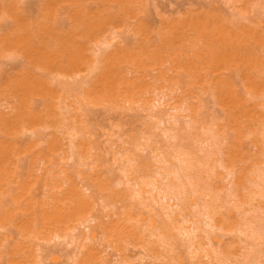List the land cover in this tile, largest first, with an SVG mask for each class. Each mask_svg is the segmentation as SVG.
I'll return each mask as SVG.
<instances>
[{
	"label": "rangeland",
	"instance_id": "obj_1",
	"mask_svg": "<svg viewBox=\"0 0 264 264\" xmlns=\"http://www.w3.org/2000/svg\"><path fill=\"white\" fill-rule=\"evenodd\" d=\"M259 22L264 0H0V264H264Z\"/></svg>",
	"mask_w": 264,
	"mask_h": 264
},
{
	"label": "bare ground",
	"instance_id": "obj_2",
	"mask_svg": "<svg viewBox=\"0 0 264 264\" xmlns=\"http://www.w3.org/2000/svg\"><path fill=\"white\" fill-rule=\"evenodd\" d=\"M260 2H262V1H260ZM260 4H261V3H260ZM44 5H45V4H44ZM254 5H255V4H254ZM261 5H262V4H261ZM47 6H48V5H47ZM215 6H216V5H215ZM218 6H219V5H218ZM218 6H217V7H218ZM262 6H263V5H262ZM51 7H52V6H51ZM57 7H58V6H57ZM40 8H41V5H40ZM40 8H38L39 11H40ZM211 8H212V7H211ZM215 8H216V7H215ZM47 9H48V8H47ZM57 9H58V8H57ZM57 9H56V11H57ZM54 10H55V8H54ZM54 10H53V11H54ZM216 10H217V9H216ZM261 10H262V9H261ZM42 11H43V10H42ZM53 11L50 12V13H53ZM210 11H212V10H209V12H210ZM214 11H215V9H214ZM219 11H220V10H219ZM216 12H217V11H216ZM233 12H234V11H233ZM45 13H46V12H45ZM213 13H214V12H213ZM215 14H217V13H215ZM54 16H56V15H54ZM54 18H55V17H54ZM261 21H262V20H261ZM251 23H252V22H251ZM259 25H260V26H264V25H262L260 22H259ZM250 26H251V25H250ZM205 27H207V26H205ZM205 27H204V28H205ZM225 27H226V26H225ZM255 28H256V27H255ZM205 30L207 31V28H205ZM205 30H204V31H205ZM243 30H244V29H243ZM248 30H249V29H248ZM263 30H264V29H263ZM200 31H201V30H200ZM206 31H205V32H206ZM222 31H223V29H222ZM198 32H199V31H198ZM209 32H210V31H209ZM213 32H215V31H213ZM226 32H227V31H226ZM253 32H254V31H252V34H253ZM210 33H211V32H210ZM219 33H220V32H219ZM254 33H255V32H254ZM200 34L202 35V34H203V31L200 32ZM204 34H205V33H204ZM223 34H224V33L222 32V35H223ZM248 34H249V33H248ZM252 34H251V35H252ZM258 34H260V33H258ZM262 34H263V32H262ZM255 35H256V34H255ZM95 36H97V35H95ZM202 36H204V35H202ZM205 36H206V34H205ZM223 36H224V35H223ZM225 36H226V35H225ZM247 36H248V35H247ZM257 36H258V35H257ZM250 37H251V36H250ZM261 37H262V36H261ZM90 38H91V37H90ZM92 38H94V37L92 36ZM95 38H98V37H95ZM225 38H226V37H225ZM217 39H218V38H217ZM220 39H222V38H220ZM100 40H101V39H100ZM102 40H103V39H102ZM211 40H213V39H211ZM247 40H248V39H247ZM89 41H90V40H89ZM93 41H95V40H93ZM239 41H240V40H239ZM262 41H263V40H262ZM98 42H99V41H98ZM102 42L105 43V41H100V43H102ZM228 44H230V42H229ZM254 44H256V43H254ZM263 45H264V43H263ZM96 46L99 47L100 45H99L98 43H96ZM99 48H100V47H99ZM100 49H101V48H100ZM102 50H103V49H102ZM102 50H101V51H102ZM236 57H237V56H236ZM242 62H243V61H242ZM237 63H239V62H237ZM242 76H243V75H242ZM241 79H242V78H241ZM243 79H244V78H243ZM251 83H252V82H251ZM257 83H258V82H257ZM104 85H105V84H104ZM104 85H103V86H104ZM258 85H260V84H258ZM106 86H107V83H106ZM106 86H105V87H106ZM115 87H116V86H115ZM100 89H102V88H100ZM103 89H104V88H103ZM108 89H109V87L107 88V90L105 89V91H108ZM116 89H117V88H115V93H116ZM109 90H111V89H109ZM256 91H257V90H256ZM103 92H104V90H103ZM111 92H112V91H110V94H111ZM262 92H263V91H262ZM104 93H105V92H104ZM107 93H108V92H107ZM115 93L113 94V96L115 95ZM117 93H119V92L117 91ZM117 93H116V94H117ZM108 94H109V93H108ZM110 94H109V95H110ZM103 96H107V95H103V94H102L101 97H103ZM110 96H111V95H110ZM110 96H107V98H109ZM124 96H125V95H124ZM121 97H122V96H121ZM124 98H126V96H125ZM124 98H123V99H124ZM128 98H129V97H128ZM129 100H130V99H129ZM156 101L158 102V101H159V98L156 99ZM37 113H38V112H36V114H37ZM42 114H43V113H42ZM41 116H42V115H41ZM35 117H36V116H35ZM35 117L33 116V119H34V120L37 119V118L35 119ZM26 118H27V117H26ZM40 118H41V117H40ZM30 119H32V118H30ZM41 119H42V118H41ZM41 119H39V117H38L37 120L40 121ZM34 120H33V121H34ZM163 120H164V119H163ZM163 120H162V119H159V121H163ZM21 121H22V120H21ZM33 121H30V122L33 123ZM23 122H25V121H23ZM36 122H37V121H35V123H36ZM31 123H28V122H27L28 125H27L26 127L29 128V127H30L29 125H32ZM35 123H34V124H35ZM38 123H39V122H38ZM42 123L45 124L44 120H43ZM19 124H21V123L19 122ZM25 124H26V122H25ZM39 124H40V123H39ZM45 125H46V124H45ZM47 125H48V124H47ZM47 125H46V126H47ZM19 126H20V125H19ZM22 126H23V125H22ZM24 126H25V125H24ZM33 126H34V125H33ZM20 127H21V126H20ZM21 128H22V127H21ZM21 128H20V129H21ZM28 128H26V129H28ZM30 128L32 129V127H30ZM69 128H70V127H69ZM73 129H74V127H73ZM23 130H24V129H23ZM19 131H20V130H19ZM33 132L35 133V130H33ZM7 145H8V144H7ZM10 145H11V144H10ZM12 146H13V145H12ZM6 147H7V146H6ZM16 148H17V147H16ZM14 150H15V149H14ZM15 151H17V150H15ZM20 151H22V150H20ZM5 153H6V152H5ZM11 154L13 155L14 153H11ZM17 154H19L18 151H17ZM1 155H2V154H1ZM8 155H9V154H8ZM15 155H16V153H15ZM181 155L184 156V155H186V154H185L184 152H183V153L181 152V153L178 154V156H177L178 159H179L180 161H184V160H186L184 157H181ZM6 156H7V155H6ZM1 157H2V156H1ZM12 157H13V156H12ZM11 159H12V158H11ZM11 159H10V161H11ZM13 159H14V157H13ZM3 160H5V158H4V159L2 158V161H3ZM8 160H9V158H8ZM8 160H6V161H4V162L7 163ZM37 160H38V159H37ZM37 160H36V161H37ZM30 163H31V162H30ZM2 164H3V163H2ZM8 164H9V163H8ZM12 164H13V162H11L10 165H12ZM4 165H5V164H4ZM6 165H7V164H6ZM15 165H16V164H15ZM263 165H264V164H263ZM263 165H260V166L256 165L255 167L258 166L259 168H258V170H255V169H254V170L256 171V177H258V179H260V180H262V179L264 178V171H263V170H264V167H261V166H263ZM28 166H29V165H28ZM36 166H37V165H36ZM36 166H35V168H36ZM1 167H2V166H1ZM1 167H0V168H1ZM3 167H4V166H3ZM8 167H9V166H8ZM10 167H11V166H10ZM12 167H13V166H12ZM38 167H39V166H38ZM4 168H5V167H4ZM6 168H7V167H6ZM29 168H30V167H29ZM1 169H2V168H1ZM8 169H9V168H8ZM33 169H34V168H33ZM170 169H171V170L167 169V170L164 172L163 178H167L169 175H173L175 178H177V179L180 180L182 177H185V173H184V171H183V170H184L183 167H179V166H178V167H176L175 169H174V168H170ZM4 170H5V169H4ZM11 170H12V169H11ZM34 170H35V169H34ZM39 170H40V167H39ZM7 171H8V170H7ZM18 171H19V170H17L16 173H18ZM27 171H29V170H27ZM27 171H26V173H27ZM35 171H36V170H35ZM255 171H254V172H255ZM19 172H20V171H19ZM29 172H30V171H29ZM32 172H33V171H32ZM1 173H2V172H1ZM9 173H10V172H8V174H9ZM13 173H14V171H13ZM13 173H11V176H12ZM16 173H15V174H16ZM20 173H21V172H20ZM22 173H23V172H22ZM22 173H21V174H22ZM24 173H25V172H24ZM24 173H23V174H24ZM26 173H25V174H26ZM6 174H7V173H6ZM6 174H5V176H6ZM2 175H3V174H2ZM13 175H14V174H13ZM36 175H37V174H36ZM38 175H39V174H38ZM40 175H41V174H40ZM5 176H3V178H4ZM14 176H16V175H14ZM28 176H30V174H28ZM6 177H7V176H6ZM12 177H13V176H12ZM12 177H11V178H12ZM9 178H10V175H9V177L7 178V182H6V183H9V182H8V181H9V180H8ZM13 178H14V177H13ZM4 179H6V178H4ZM127 180H128V179H127ZM254 180L257 181L256 178H255ZM15 181H16V180H15ZM15 181L12 180V182H15ZM84 181H85V180H84ZM84 181H83V182H84ZM78 182H79V181H78ZM83 182H82V183H83ZM1 183H2V181H1ZM6 183L4 182V184H6ZM76 183H77V182H76ZM27 184H28V183H26V185H27ZM77 184H78V183H77ZM79 184H80V183H79ZM150 184H151L152 186L157 187V188H158V192H162V194H161V196H160L161 199H166L167 202L171 199V196H168V193H167L166 191H161V190H163V189H162L161 187L157 186L156 183H155V181H150ZM24 185H25V184H24ZM24 185H23V187H24ZM180 185H181V184H180ZM1 186H3V185H1ZM28 187H29V186H28ZM77 187H78V186H77ZM81 187L83 188V192L90 190V189L88 188V185H86V184H82ZM81 187H80V188H81ZM24 188H25V187H24ZM26 188H27V187H26ZM30 189H31V191H32V189H34V188H29V189H27V190H29V192H30ZM78 189H79V188H78ZM22 190H23V189H22ZM34 190H35V189H34ZM79 190H80V189H79ZM142 191H143V190H142ZM19 192H20V191H19ZM24 192H25V191H24ZM27 192H28V191H27ZM34 192H35V191H34ZM140 192H141V191H138V193H140ZM35 193H37V192H35ZM81 193H82V191H81ZM87 193H88V192H87ZM82 194H83V193H82ZM20 195H23V194L21 193ZM31 195H33V194L31 193ZM34 195H35V194H34ZM88 195H89V194H88ZM85 196H86V193H85ZM17 197H18V195H17ZM21 197H22V196H21ZM23 197H24V196H23ZM87 197H89V196H87ZM168 205H170L171 207H173V206L177 205V203L172 202V203H168ZM208 209H209L208 205L205 204V205L203 206V209L200 210V212H201L200 214L203 215L204 217H206V218L209 219V221H205V223H206L207 225H209V226L212 227V226L214 225V223L211 222L212 215H211V211H210V209H209V210H208ZM83 211H84V210H83ZM86 220H87V219L82 220V221L79 223V225L81 224V225H83V228H85V229L87 228V229H88V228H89V225H86V224L84 223ZM258 224H260V222H259ZM196 228H197V226H196V227H192L191 230H189V231H184V233H185L186 235H189V233H190L191 231H195ZM255 232H258V231L256 230ZM52 235H53V234H52ZM59 236H60L59 233H55V234L53 235V238H54V237H57V238H58ZM95 237H96V233L91 234V238H92V239L95 238ZM51 238H52V237H51ZM51 238H50V239H51ZM11 239H12V238H11ZM11 239H10V240H11ZM93 240H94V239H93ZM115 255H116V253H114V252L111 254V256H115ZM206 255H207V254H206ZM109 259H110V258H109ZM60 260H61V259H60ZM111 260H112V259H110V261H111ZM252 260H253V258H252V259L250 258V259H247L245 262H249V261H252ZM58 262L60 263L59 258H58L57 256L51 258V264H52V263H53V264H59ZM113 262H114V261H113ZM258 262H260V261H258ZM258 262H257L256 264H260V263H258ZM261 264H263V263H261Z\"/></svg>",
	"mask_w": 264,
	"mask_h": 264
}]
</instances>
